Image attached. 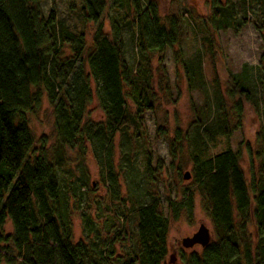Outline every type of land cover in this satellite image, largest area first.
<instances>
[{"label": "trees", "instance_id": "trees-1", "mask_svg": "<svg viewBox=\"0 0 264 264\" xmlns=\"http://www.w3.org/2000/svg\"><path fill=\"white\" fill-rule=\"evenodd\" d=\"M39 1L0 0V264H164L170 222L184 209L190 211L191 202L181 205L167 199L166 214L158 200L132 210L136 238L131 246L122 240L123 252L114 259L103 242L93 248L83 241L74 243L56 167L47 158L44 140L34 149L27 116L35 114L46 98L59 148L83 152L89 144L96 158L101 150L113 181L115 136L141 138L142 115L154 109L157 94L168 92L155 75L164 76V54L179 41L178 23L171 18L164 24L154 5L143 9L141 0H127L122 22L133 18L137 57L129 65L121 27L113 22L110 33L103 30L109 0H81L76 10L82 26L95 24L89 44L84 32L68 30L53 11L44 17ZM120 3L113 0L112 9ZM210 7V17L202 20L209 34L245 24L247 9L264 26V0H211ZM174 62L182 70L187 90L203 92L201 51L187 59L174 52ZM230 80L227 98L235 101L239 114L242 103L250 102L247 79L240 74ZM93 102L101 112L98 122L87 119ZM193 112L198 114V109ZM192 125H201L199 115ZM219 128L230 132L225 114ZM198 141L192 139L188 160L215 238L201 254H190L187 264L264 261V148L263 153L247 150L246 178L237 153L227 150L208 157L206 143ZM150 160L144 152L147 180L154 173ZM121 208L125 219L129 211L124 204ZM87 217L82 221L87 222ZM7 222L10 234L4 233Z\"/></svg>", "mask_w": 264, "mask_h": 264}, {"label": "rangeland", "instance_id": "rangeland-1", "mask_svg": "<svg viewBox=\"0 0 264 264\" xmlns=\"http://www.w3.org/2000/svg\"><path fill=\"white\" fill-rule=\"evenodd\" d=\"M126 1L121 0L117 9H112L113 0H109L110 7L103 17V30L110 33L113 22L121 27L125 59L129 65H133L137 58L135 28L131 23L133 18L122 22L127 11ZM210 1L141 0L143 9L149 4L155 6L162 23L167 24L174 18L180 29V37L173 48L165 51L164 76H160L161 72L155 75L160 80V87L168 86V92H158L154 109L142 115L141 138L135 135L129 138L119 134L115 136L112 149L113 181L101 150L96 151V158L89 144H86L83 152L59 148L53 130L52 108L46 98L35 114L27 116L34 149L38 150L44 140L47 158L56 167L62 196L66 200L64 206L72 224L74 243L83 241L93 248L95 244L103 242L106 250L113 251L114 259L123 252L122 240H125V245L131 246L136 238V219L132 210L158 200L166 214L167 199L181 205L190 201L191 209H184L176 221L170 222L164 264H169L168 259L172 254L174 264H187L186 259L190 254H201L203 248L198 245L190 249L181 246V241L192 237L201 225L209 230L211 240H214L212 222L203 210L202 199L193 182L188 160L190 143L196 137L199 144L206 143L208 157L227 150L237 153L248 178L247 150L260 153L264 148V26L247 9L245 24L238 22L237 27L209 34L203 28L202 20L210 17ZM39 2L44 17L53 11L56 20L68 30L75 34L84 32L89 44L95 24L82 26L78 20L76 10L80 9L81 0ZM70 4L72 9L69 8ZM197 50L202 53L205 88L203 92H189L182 70L174 62V52L179 51L182 58L187 59ZM65 53L68 54L67 51ZM153 65L156 69V58ZM240 74L247 79L251 97L250 102L242 103L238 114L233 106L235 101L227 98L226 91L231 82L230 76ZM197 109L198 114L193 112ZM88 112L87 119L94 122L101 120V112L95 102ZM224 114L229 133L219 128ZM198 115L201 125L194 126L192 122ZM178 131L179 137L176 135ZM132 132L133 129H130V134ZM144 152L149 155L154 171L148 180L144 176ZM186 173L190 174L189 180L183 179ZM112 197L119 201H111ZM121 204L129 211L125 219L121 216ZM85 216H88L89 223L82 221V218L86 219ZM11 232V224L7 222L4 233ZM248 233L253 238L251 227ZM126 240L129 242L126 243ZM112 263L116 264L114 261ZM258 264H264V261Z\"/></svg>", "mask_w": 264, "mask_h": 264}, {"label": "water", "instance_id": "water-1", "mask_svg": "<svg viewBox=\"0 0 264 264\" xmlns=\"http://www.w3.org/2000/svg\"><path fill=\"white\" fill-rule=\"evenodd\" d=\"M184 180H189L190 179V174L186 173L183 175ZM211 241L210 233L209 230L201 225L197 232L190 238H185L181 241V246L184 249H190L196 245L205 248ZM175 262V257L174 254L169 256L168 263L169 264H174Z\"/></svg>", "mask_w": 264, "mask_h": 264}]
</instances>
